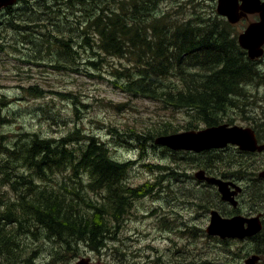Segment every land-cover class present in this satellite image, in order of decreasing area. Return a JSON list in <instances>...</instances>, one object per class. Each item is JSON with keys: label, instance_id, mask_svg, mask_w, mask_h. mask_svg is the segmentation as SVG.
Here are the masks:
<instances>
[{"label": "trees", "instance_id": "trees-1", "mask_svg": "<svg viewBox=\"0 0 264 264\" xmlns=\"http://www.w3.org/2000/svg\"><path fill=\"white\" fill-rule=\"evenodd\" d=\"M188 5L192 10L179 19L170 13L154 14L156 0H36L33 4L25 1L20 7L8 9L0 18V28L6 25L14 34H20L23 47L46 46L50 52L51 46L56 48L57 64H63L62 68L64 63L79 60L78 48L85 51L88 64L95 70L105 62V57L126 59L130 67L122 63L120 68L113 67L111 75L119 79L111 81L115 87L132 97L186 111L191 121L185 130L193 131L199 123L219 126L223 124V115L240 109L239 103L248 101L251 95L247 87L264 84V70L259 66L264 62L248 58L239 46L235 26L218 16L214 7L205 3ZM148 11L151 14L146 15ZM65 20L69 28H65ZM59 24L61 28L56 27ZM36 29L40 34L33 40ZM63 29L68 30L64 33ZM11 38L7 29L0 34V50L11 47L15 53L22 52L10 46L12 42L6 45ZM130 56L136 64L135 74L130 71L134 68ZM6 98L0 94L1 105ZM228 123L233 125L232 121ZM163 128L149 134L130 129L124 135L138 144L152 142L153 149H160L154 145L156 135L177 132L170 124H164ZM256 131L264 140L263 133ZM113 132L122 135L117 128ZM22 136L11 144L0 135L2 156L20 160L26 169L18 176L5 170L14 165L11 161L2 167V185L11 184L18 196L0 210L2 220L17 221L9 234L5 233L7 222L4 227L0 224V264H14L10 263L15 260L10 244L22 253L31 250L24 242L30 235H33V264H37L36 251L40 252L42 246L48 252L44 264H61L68 257H77L81 245L92 251L104 249L112 229L119 227V220L153 186L128 185L127 170L133 163L116 161L105 143L80 129L60 139L42 138L37 133L30 139ZM119 140L127 143L125 139ZM198 158L197 167L210 169L218 176L227 172L250 177L249 164L253 162L257 171L264 168V154L227 156L220 152ZM146 169L162 172L163 164H147ZM171 174L174 180H179L178 172ZM261 184L264 182L258 179L251 187L257 199L258 189L264 194ZM14 209L21 210L20 214ZM256 237L260 246L257 253L262 255L264 229ZM15 238H20V243H8ZM22 264L32 263L28 259Z\"/></svg>", "mask_w": 264, "mask_h": 264}, {"label": "rangeland", "instance_id": "rangeland-1", "mask_svg": "<svg viewBox=\"0 0 264 264\" xmlns=\"http://www.w3.org/2000/svg\"><path fill=\"white\" fill-rule=\"evenodd\" d=\"M204 3L216 10V0H156L157 8L154 14L170 13L175 18L182 19L185 12L192 10L188 4L203 5ZM35 14L37 15V12ZM258 15H250L248 19L237 24L235 28L238 34L244 32L250 23L258 22ZM25 19L29 20V17ZM64 22L65 28H69V23L66 20ZM60 25L56 27L61 28ZM6 29L12 35L11 41L6 45L12 42L10 46L20 48L22 52L15 53L11 47L0 50V94L7 96L5 104H0V135L4 136L3 141L12 144L13 141L20 140L22 135L30 139L35 133L42 138L60 139L80 129L82 133L94 136L105 143L116 161L133 163L127 170L128 185L135 187L153 185L149 188V192L144 194L147 196L137 199L132 210L123 220H119L121 223L119 227L116 230L112 229L111 239L107 241L104 249L92 251L81 245L77 257H68V261H63L61 264H76L82 258L89 259L93 264H241L240 262H246L250 257L247 254L254 249L251 241H221L206 232L212 212L224 210L219 198V196L222 198V195L215 190L212 193L184 190L178 186V183H184L180 180L184 178L176 182L171 175L178 172L180 163L185 164L190 171L197 168L199 158L193 155L169 154L162 151L164 148L161 147L153 149L150 146L152 142H149V145L146 142L138 144L124 135L125 131L130 129L140 134H149L148 132L153 130L162 131L164 124H170L172 130L177 131L176 133L186 132L185 128L191 121L186 111L176 110L140 97H132L116 88L111 81L119 79L111 75L113 67L120 68V63L130 67L131 64L126 59L105 57V62L95 70L88 64L85 51L78 48L79 60L64 63L65 68H62L63 64L61 66L57 64L56 48L51 46L52 52H50L47 51L46 46L37 48L32 44L23 47L21 46L24 42L23 37L11 32L6 25L0 28V34H4ZM67 30L63 29V32ZM36 31L33 33V40L40 34L39 29ZM99 59L100 57L97 58ZM130 59L134 63V68L130 71L131 74H135L134 57L130 56ZM262 60L264 61V57ZM56 66L61 69H57ZM259 66L264 70V63ZM32 87L33 90L30 89ZM259 87L260 85L255 84L247 87L251 93L249 100L240 102V109L231 110L223 115V123L232 121L233 125L253 127L264 135V97L262 98L264 90L260 91ZM197 126L198 128L195 129L197 131L207 127L205 123H199ZM114 128H117L122 135L114 134ZM160 136L156 135L155 139ZM119 139H125L127 143ZM154 145H156L155 140ZM173 160L177 162L173 163ZM260 160L261 158H258L256 161ZM9 161L14 164L5 168L10 174L15 172L19 176L21 172L26 171L21 166L20 160L5 159L0 153V210H3L9 202H15L18 196V193L12 190L11 184L2 185L4 179L2 167ZM147 164H163V170L149 172L146 169ZM249 167L252 165L249 164ZM257 170L250 168V177L248 174L245 177H235L247 180L251 188L257 184L264 168ZM153 181L155 183H151ZM257 193L259 196L258 199L254 197L252 208L262 213L264 210L258 208V204L263 205L264 194L260 189ZM243 198L244 200L240 201L241 215H257L258 213L251 211L252 208L249 209L245 201L248 200L247 197ZM14 211L20 214L21 210L14 209ZM177 213H181L182 217H178ZM232 214L237 212L232 210ZM16 222L0 218V224L3 227L6 225V234L12 232ZM16 241L20 243V238L8 240V243ZM24 242L25 246L32 248L23 253L10 244L11 254L15 259L10 263L22 264L29 259L33 264V235L25 238ZM258 248L260 246H257ZM47 253L46 246H42L40 252L36 251L37 264L45 263ZM262 256L264 263V254Z\"/></svg>", "mask_w": 264, "mask_h": 264}, {"label": "water", "instance_id": "water-1", "mask_svg": "<svg viewBox=\"0 0 264 264\" xmlns=\"http://www.w3.org/2000/svg\"><path fill=\"white\" fill-rule=\"evenodd\" d=\"M18 0H0V11L13 6ZM217 14L227 18L231 24L236 25L249 15L259 14L260 20L251 23L239 38V45L244 49L250 60L255 61L264 57V2L261 0H217ZM157 147H165L171 151H191L202 153L210 150H220L229 144L237 146L243 152H264V145H259L255 131L251 128L230 126L223 124L209 127L199 131H187L172 135H163L155 140ZM198 178L204 177V172L196 174ZM264 178V171L260 173ZM209 184L216 185L225 202L237 207L235 196L242 189L234 183H226L216 178H205ZM229 186L236 190L231 192ZM247 224V227H245ZM263 229L259 218L245 219L235 217L224 219L217 211L212 212L211 222L207 228L209 236L220 237L222 240L251 238L258 235ZM260 257L253 255L246 264H258ZM76 264H93L89 259L82 258Z\"/></svg>", "mask_w": 264, "mask_h": 264}, {"label": "flooded vegetation", "instance_id": "flooded-vegetation-1", "mask_svg": "<svg viewBox=\"0 0 264 264\" xmlns=\"http://www.w3.org/2000/svg\"><path fill=\"white\" fill-rule=\"evenodd\" d=\"M25 1H29L33 4V2H35L36 0H18L16 4H14L13 6H9L7 8H4L2 11H0V17H4L8 11L9 8H14V7H20L23 2ZM10 10V9H9ZM248 19V18H247ZM260 91L261 90H264V86L263 85H260ZM259 90V89H258ZM264 95V94H263ZM249 128H252L255 133H256V138L258 139L259 141V144H264V140L260 138V136L258 135L257 131L255 130V128L253 127H249ZM224 153V155H227V156H230L231 154H235V153H238V154H250V155H259V153H243L241 152L236 146H227L226 148L222 149V150H215V151H210V152H203V153H200V154H195V153H192V152H188V151H179V152H175V153H169V154H184V155H193V156H200V157H205V156H208L209 154H212V153ZM264 154V153H262ZM181 166H178L179 168H177V171H178V177L179 179L180 178H184V179H180L181 181H183L184 183H178V186H181L182 188L185 189H188L190 191H201V192H204V191H208L210 193H212L214 190L218 192V188L214 185H211L209 183L206 182V177H213V178H217V179H221L225 182H228V183H236L237 185H239L241 188H242V191L241 193L236 197L237 201H238V206L237 207H233L231 206L229 203L227 202H224L222 200V198L219 196L220 198V202L222 205H224V210H219V214L224 218V219H233L235 217H243L245 219H254V218H259L260 219V222L263 226V229H264V211H262V213H260V210H255L253 209V205H254V195L252 194V191H251V188H250V183L247 181V180H244V178H236L235 176L225 172V173H221L220 176L216 175L214 172H211L210 169H207V168H201V167H197L195 169H192V171L188 170L187 169V166L183 163H180ZM254 164H256V162H253L251 163L252 167L250 168H254ZM230 165L228 164V167ZM259 166V165H257ZM198 171H203L205 173V176L202 178H198L196 176V173ZM218 173V172H216ZM172 175V174H171ZM180 180H175L176 182L180 181ZM260 180H262L264 182V179L260 178ZM235 188L234 187H231V191H233ZM247 197L248 200H245L247 202V204L249 205V209H251V211H254L256 213H258L257 215L255 216H243L241 215V208H240V205H241V199L244 200L243 197ZM257 199V198H256ZM258 208L264 210V200H263V205H258ZM232 210L234 212H237V214H232ZM250 211V212H251ZM174 213H176L174 211ZM178 214V217H182V214L181 213H177ZM245 227H247V224H245ZM263 232V231H262ZM260 235V234H259ZM251 237V238H245L243 240H236V241H251L253 244H254V249H252V251H250L247 255L248 256H251L254 254V252H257V237ZM263 257V256H262ZM241 264H245V262H240ZM260 264H264L263 261H261Z\"/></svg>", "mask_w": 264, "mask_h": 264}, {"label": "bare ground", "instance_id": "bare-ground-1", "mask_svg": "<svg viewBox=\"0 0 264 264\" xmlns=\"http://www.w3.org/2000/svg\"><path fill=\"white\" fill-rule=\"evenodd\" d=\"M259 178H261L260 175H259Z\"/></svg>", "mask_w": 264, "mask_h": 264}]
</instances>
